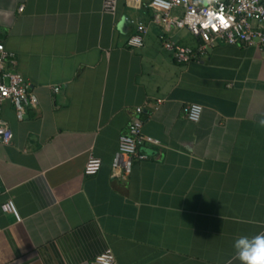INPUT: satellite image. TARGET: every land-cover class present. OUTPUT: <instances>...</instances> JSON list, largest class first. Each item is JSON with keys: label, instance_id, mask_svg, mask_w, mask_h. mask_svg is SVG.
Returning <instances> with one entry per match:
<instances>
[{"label": "crops", "instance_id": "1", "mask_svg": "<svg viewBox=\"0 0 264 264\" xmlns=\"http://www.w3.org/2000/svg\"><path fill=\"white\" fill-rule=\"evenodd\" d=\"M101 1L0 0L4 67L36 97L21 118L0 102V203L10 197L19 215L0 208V264H90L105 248L114 264H239L234 240L264 233V48L217 41L176 61L153 8ZM137 21L142 44L129 45ZM167 34L199 41L185 27ZM188 101L201 103L195 121ZM132 114L156 141L115 174ZM90 153L101 165L84 173Z\"/></svg>", "mask_w": 264, "mask_h": 264}, {"label": "built area", "instance_id": "2", "mask_svg": "<svg viewBox=\"0 0 264 264\" xmlns=\"http://www.w3.org/2000/svg\"><path fill=\"white\" fill-rule=\"evenodd\" d=\"M138 6L143 2L145 6L153 8L152 20L158 24L157 38L160 44L170 51L176 61L196 59L203 55L207 48L217 41L227 43L239 42L245 45L264 48V0H128ZM116 0H102L103 10L113 12ZM175 9H178L175 10ZM185 27L192 34L199 37L194 45L178 44L171 40L167 32L171 28ZM144 23L137 21L134 32L129 34L126 42L129 45H141L142 35L145 33ZM11 53L7 52L0 42V102L8 99L17 118H21L25 107L33 106L36 97L27 86L24 77L17 70H8L4 62L10 60ZM56 86L52 89L56 90ZM153 108H157V102ZM201 103L188 101L182 105L186 118L197 120L201 111ZM142 109L141 104L133 107L134 112ZM10 130L7 122L0 116V142H7ZM145 141H156L141 131V120L132 114L124 129L117 135V143L113 152L110 168L112 173L120 174L129 170L132 159L145 158L146 154L138 150V145ZM101 165V158L93 153L85 158L82 171L94 173ZM3 211L11 212L15 219H19L18 212L10 197L0 203ZM90 264H114V256L110 248L96 253Z\"/></svg>", "mask_w": 264, "mask_h": 264}, {"label": "clouds", "instance_id": "3", "mask_svg": "<svg viewBox=\"0 0 264 264\" xmlns=\"http://www.w3.org/2000/svg\"><path fill=\"white\" fill-rule=\"evenodd\" d=\"M201 2H206V0H201ZM257 123L259 127L264 128V118ZM233 249V258L238 260L239 264H264V233L252 237H238L233 242ZM228 264H232V261H228Z\"/></svg>", "mask_w": 264, "mask_h": 264}]
</instances>
